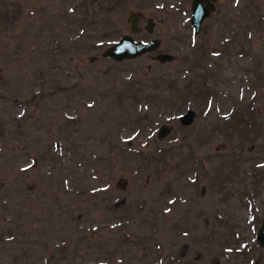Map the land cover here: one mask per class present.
<instances>
[{
  "label": "rangeland",
  "instance_id": "rangeland-1",
  "mask_svg": "<svg viewBox=\"0 0 264 264\" xmlns=\"http://www.w3.org/2000/svg\"><path fill=\"white\" fill-rule=\"evenodd\" d=\"M219 1H0V264H264V0Z\"/></svg>",
  "mask_w": 264,
  "mask_h": 264
},
{
  "label": "water",
  "instance_id": "water-1",
  "mask_svg": "<svg viewBox=\"0 0 264 264\" xmlns=\"http://www.w3.org/2000/svg\"><path fill=\"white\" fill-rule=\"evenodd\" d=\"M204 1L206 0H193L191 3L192 11L189 21L193 26L194 33L199 32L202 21L211 13V11H213V5L211 3L203 5ZM129 20L130 31L133 33L138 32L139 27L136 26V23L138 22V15L131 14ZM159 45L160 42L158 39L152 38L149 40H136L133 36L124 34L120 36L114 43L106 47L102 51L101 56L118 62L126 59H133L145 53L155 51L159 48ZM158 57L163 60L166 55L160 54ZM90 59L94 60L95 57H91ZM180 119L184 124H188L193 119L192 111L188 110L180 117ZM170 132L171 127L163 124L157 131V137L159 139H163ZM255 241L261 248H264V216L261 219L259 227L257 228Z\"/></svg>",
  "mask_w": 264,
  "mask_h": 264
},
{
  "label": "flooded vegetation",
  "instance_id": "flooded-vegetation-1",
  "mask_svg": "<svg viewBox=\"0 0 264 264\" xmlns=\"http://www.w3.org/2000/svg\"><path fill=\"white\" fill-rule=\"evenodd\" d=\"M192 1L193 0H191V3H192ZM191 3H190V10H191ZM207 3H211L212 5H213V11H211V13L202 21V23H201V26H200V29H199V32H200V30H201V28H202V24H203V22L204 21H206V20H214V15L219 11V3H220V1L219 0H206V1H204L203 2V5H206ZM192 11V10H191ZM191 16V15H190ZM139 19H140V16L138 15V20L137 21H139ZM189 23H190V21H189ZM190 25H191V23H190ZM191 27H192V31H193V26L191 25ZM198 32V33H199ZM195 34H197V33H195ZM193 113V112H192ZM193 118H194V114H193ZM192 121V120H191ZM180 122L182 123V124H184L182 121H181V119H180ZM203 191V190H202Z\"/></svg>",
  "mask_w": 264,
  "mask_h": 264
},
{
  "label": "trees",
  "instance_id": "trees-1",
  "mask_svg": "<svg viewBox=\"0 0 264 264\" xmlns=\"http://www.w3.org/2000/svg\"><path fill=\"white\" fill-rule=\"evenodd\" d=\"M1 1V0H0ZM115 1V3H117V4H119L120 5V3L122 2V0H114ZM89 17H91L88 13L87 14H83V18H84V20H88V18ZM83 21V20H82ZM94 22V24H97V20H94L93 21ZM91 24H92V22H91ZM106 25H104V29H106ZM90 31H91V29H90V27L88 26L87 27V30H85V32H84V34L82 35V37L85 39V42H88V41H90L89 40V38H90V36H89V34H90ZM83 39V40H84ZM85 49V51H91L92 50V48H91V46L90 45H86V47L84 48Z\"/></svg>",
  "mask_w": 264,
  "mask_h": 264
}]
</instances>
